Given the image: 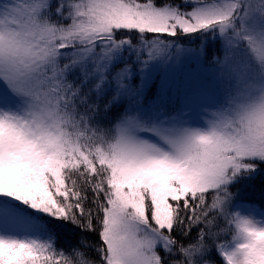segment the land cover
Instances as JSON below:
<instances>
[{"label": "snow or ice", "instance_id": "snow-or-ice-1", "mask_svg": "<svg viewBox=\"0 0 264 264\" xmlns=\"http://www.w3.org/2000/svg\"><path fill=\"white\" fill-rule=\"evenodd\" d=\"M0 264H264V0H0Z\"/></svg>", "mask_w": 264, "mask_h": 264}, {"label": "trees", "instance_id": "trees-1", "mask_svg": "<svg viewBox=\"0 0 264 264\" xmlns=\"http://www.w3.org/2000/svg\"><path fill=\"white\" fill-rule=\"evenodd\" d=\"M257 207L259 208V206L257 205Z\"/></svg>", "mask_w": 264, "mask_h": 264}, {"label": "rangeland", "instance_id": "rangeland-1", "mask_svg": "<svg viewBox=\"0 0 264 264\" xmlns=\"http://www.w3.org/2000/svg\"><path fill=\"white\" fill-rule=\"evenodd\" d=\"M258 208V207H257ZM258 210H259V208H258Z\"/></svg>", "mask_w": 264, "mask_h": 264}]
</instances>
